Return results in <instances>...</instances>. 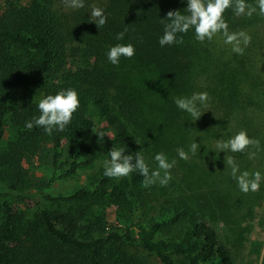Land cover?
<instances>
[{"label": "trees", "instance_id": "trees-1", "mask_svg": "<svg viewBox=\"0 0 264 264\" xmlns=\"http://www.w3.org/2000/svg\"><path fill=\"white\" fill-rule=\"evenodd\" d=\"M83 2L73 9L63 0H6L0 13V141L10 123L15 133L14 143L0 152L4 188L22 201L30 198L20 189L22 164L47 134L25 124L40 114L39 100L72 88L80 103L64 131H53L46 151L52 174L36 208H21L0 189V264H235L246 247L249 218L264 202V16L258 9L251 16H237L232 8L224 12L229 33L251 37L247 45L240 39L241 55L222 33L200 42L194 29L177 34L182 44L161 47V19L169 10L183 12L186 0ZM92 6L107 17L99 28ZM125 28L123 40H117ZM129 43L135 55L111 64L108 49ZM78 60L89 64L69 68ZM194 92L209 96L206 106L198 105L197 121L174 103ZM240 130L260 141V151L217 149L218 139ZM193 142L200 145L195 154L189 150ZM114 146L126 154L142 151L150 172L159 152L176 165L174 199L163 213L110 232L106 217L94 208L140 212L138 171L117 179L103 170L97 183L69 194L52 189L103 165ZM181 148L187 160L179 157ZM250 152L255 159L248 158ZM225 156L234 158L240 172L261 173L258 191H240Z\"/></svg>", "mask_w": 264, "mask_h": 264}, {"label": "clouds", "instance_id": "clouds-1", "mask_svg": "<svg viewBox=\"0 0 264 264\" xmlns=\"http://www.w3.org/2000/svg\"><path fill=\"white\" fill-rule=\"evenodd\" d=\"M66 7L73 9L83 8V0H63ZM187 7L183 12L179 10H169L165 19H161L164 25L163 35L159 38L161 47L174 43H183V38L177 39V34L187 33L190 29H194L195 39L200 42L212 40L214 36L222 33L225 37V43L233 44V51L243 54V48L239 47L240 39L243 38L245 45L251 42V37L244 32L229 33L228 24L223 19L224 12L232 8L235 15H248L259 10V15L264 16V0H256L255 5L246 3V0H186ZM91 17L97 28L103 26L107 22V17L103 9L92 6ZM127 28L124 32L116 35L117 40H123ZM108 61L113 65H119L121 57L131 59L135 55V47L129 44H116L108 49ZM209 96L207 92H194L190 97H176L175 105L182 111L190 114L197 121L201 117L198 105L206 106ZM80 106L79 95L72 88L62 89L55 95L49 94L41 98L38 102L39 115L34 116L31 121L26 122L25 127L29 130L35 128H43L45 133L52 135L54 130L64 131L67 125L71 123L73 114ZM104 138L103 134L99 137ZM216 147L220 152H245L249 148H255L260 151V141L250 138L246 130H240L227 140L218 139ZM200 148L196 142L190 145V152L195 154ZM181 159L187 160L188 153L182 148L177 150ZM256 153L250 152L249 159H255ZM109 159L103 162L104 176L108 178H123L130 175L134 171H138L143 177L142 186L148 188L157 182L160 186H167L172 179L171 169L176 165V160L169 162L168 157L159 152L154 159L157 162L156 170L150 169L145 162L142 151L126 154L124 148L113 147L108 152ZM224 163L231 167L232 178L236 181L240 191L248 193L259 190L262 175L259 171L240 172L239 166L236 164L232 156H225ZM163 172V175H161Z\"/></svg>", "mask_w": 264, "mask_h": 264}, {"label": "rangeland", "instance_id": "rangeland-1", "mask_svg": "<svg viewBox=\"0 0 264 264\" xmlns=\"http://www.w3.org/2000/svg\"><path fill=\"white\" fill-rule=\"evenodd\" d=\"M6 0H0V13L5 9ZM89 63L83 60L72 61L70 67L72 70L87 67ZM95 119L99 118V113L92 112ZM107 126V123H103ZM53 139L52 135H46L41 141L38 142L37 148L32 150V153L24 157L22 164V176L20 189L28 195L29 199H23L17 193H12L8 188H4L0 184V189L3 191V197L12 203H16L21 208L33 207L36 208V203H40L42 199V190L45 189L46 181L50 178L52 172L46 163V151L48 145ZM15 133L14 127L10 123L7 126L6 137L0 141V152L14 143ZM45 153V155H44ZM150 161V159H149ZM151 162V161H150ZM153 170H156L157 163L154 162ZM103 165L92 167L91 169L83 170L79 175L73 178H67L57 182L52 189L56 194H69L83 186H92L97 183L100 178L99 175L103 172ZM163 175V172H161ZM172 179L167 186H160L157 182L148 188L141 187L142 210L135 215L129 216L122 214L116 207H100L94 208L96 215H104L108 221L109 231H121L126 229L129 225L142 223L145 224L149 219L160 216L163 209L168 206L174 199V170L171 169ZM251 223L250 231L245 235L246 240L243 242L246 245L245 250L240 253V259L236 260L235 264H262L264 260V202L259 204L255 209L254 216L249 218ZM253 242V243H252ZM260 247V250H258ZM252 251L253 256H249V251ZM261 254L257 257V253ZM157 264H162L157 262Z\"/></svg>", "mask_w": 264, "mask_h": 264}]
</instances>
